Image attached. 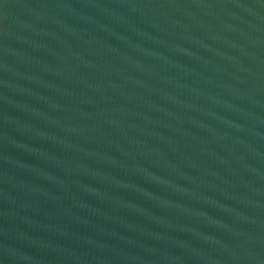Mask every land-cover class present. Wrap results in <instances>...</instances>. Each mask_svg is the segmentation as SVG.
Instances as JSON below:
<instances>
[{
    "label": "water",
    "instance_id": "obj_1",
    "mask_svg": "<svg viewBox=\"0 0 264 264\" xmlns=\"http://www.w3.org/2000/svg\"><path fill=\"white\" fill-rule=\"evenodd\" d=\"M0 264H264V0H0Z\"/></svg>",
    "mask_w": 264,
    "mask_h": 264
}]
</instances>
